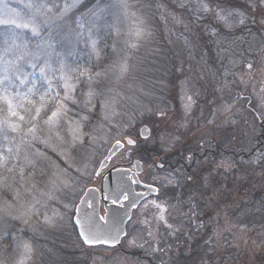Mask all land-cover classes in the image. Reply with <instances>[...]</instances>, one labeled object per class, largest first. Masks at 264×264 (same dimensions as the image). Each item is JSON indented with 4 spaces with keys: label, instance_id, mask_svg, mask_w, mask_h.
<instances>
[{
    "label": "rangeland",
    "instance_id": "374dc122",
    "mask_svg": "<svg viewBox=\"0 0 264 264\" xmlns=\"http://www.w3.org/2000/svg\"><path fill=\"white\" fill-rule=\"evenodd\" d=\"M88 1L0 0V26L11 27L22 37L21 42L11 36L14 49L9 46L0 48V78L7 69L11 80L9 98L14 105L23 104V108L17 106L15 110L25 117L24 121H20L19 117H9L20 124V132H13L10 128L1 131L7 139L20 137L11 158L23 168L24 179L18 173L17 180L21 185L18 192L25 199H19L17 205L11 206L12 217L16 221V226L11 229L13 247L7 258L0 256V264H39L38 261L50 247L53 244L56 247L59 242L67 251L75 253V264H82L80 261L84 258L89 259L90 264H154L157 254L173 252L174 249L169 250V246L164 247L169 241L173 242L172 247L181 245V249L176 247V251L180 249L187 256L189 252L198 251L195 259H187V264H202V257L205 264H213L209 254L224 258L221 264L228 262V259L225 260L228 257H235L239 262L248 260L253 264H263L259 259L264 255V226L238 223V219L233 224L228 212H217L212 217V230L206 235L207 246L201 244L198 248L192 245V236L187 237V245L182 241L178 243L183 238L180 233L186 228L181 222L184 220L178 222L181 223L179 226L173 224L171 218L175 212L172 210L176 206L167 194V189L177 183L176 176L157 169L150 161L152 159L146 158L145 150L172 151L182 155L186 151L184 137L191 133L193 136L200 135L204 130L201 125L205 122L229 127L230 134L235 132V138L229 140L227 146L242 148L246 141L243 135L238 134L245 123L257 138L254 145L257 160H264V4L258 0H249L250 6H246L245 2H236L234 8L224 7L217 12V15L227 17L226 22L219 23L220 26L208 27L199 15L194 27L184 26L182 29L179 20H182L183 14H177L163 0H158L159 9L149 0H95L87 6ZM199 1L203 0H194L197 4ZM40 5H46L51 11ZM65 5H70L67 11H64ZM183 21L187 23L185 18ZM26 24L28 26L24 27ZM199 28L204 34L210 32L216 37L203 40L196 34ZM23 31L36 40L24 38ZM137 32L141 35L137 36ZM182 32L193 35L191 49L202 55L199 62L182 65L183 60L176 57L180 51L175 50L177 45L180 44L183 50L182 46L187 44L186 39L180 38ZM206 45L211 46L209 48L213 52L207 53ZM68 53L71 61L63 56ZM208 60L210 64L206 63ZM123 62L127 64V71L121 73ZM248 64L253 67L249 69ZM42 67L45 68L44 76L40 72ZM173 68L178 71L175 77ZM82 70H87V75L79 77L76 83V77ZM96 73L100 75L90 84L88 75ZM62 74L73 77L71 82L76 83L73 95L77 103L65 101L69 110L60 117L52 132L44 121L56 106L48 103L35 121L38 139L25 136V131L32 126L31 117L35 115V108L42 103L41 97L47 101L53 94L47 91L48 82L51 81L54 90L64 95V81L60 79ZM21 80L25 83L20 84ZM90 87L103 93L100 99L115 98L114 108L102 111L93 100L95 109L90 112L88 109L92 105L87 108L84 105L85 94ZM28 102L37 104L32 114H29ZM0 103L3 110L5 108L4 118L8 115L7 104L2 100ZM189 103L191 107L186 110L185 106ZM112 111L115 114H109L105 119V115ZM194 112L195 115L192 114ZM84 116L88 119H82ZM69 122H79L80 130L85 134L82 144L77 142L73 145ZM143 125L149 128L146 138L139 135ZM56 132L58 137L53 134ZM125 137L132 138L137 144L128 145L124 142ZM222 137L212 132L208 136L214 141H220ZM93 138L95 142H91ZM44 140H48V144L43 143ZM117 140L124 142V148L110 159L108 165L120 167L128 161L124 156L125 150L132 149L134 152L135 148L142 149L132 157L134 161L142 162L141 180L156 186L158 191L144 198L132 211L119 248L102 245L81 247L72 221L75 206L86 188L99 187L102 174L109 166L100 172L97 169ZM34 143L47 150L43 152ZM48 151L54 152L56 158ZM173 178V182L169 183V179ZM243 192V187L231 190L229 203L233 206L229 209L230 213L234 206L239 205L235 199L237 201L240 195L239 200L247 199ZM152 201L164 206V220L159 219L160 209ZM100 212L103 213L102 207ZM46 217L49 219L46 220ZM174 225V230H171ZM73 229L77 239L72 236ZM25 244L30 245L31 252L25 250ZM178 257L180 253L174 252L172 264H177ZM161 258L164 262L165 258Z\"/></svg>",
    "mask_w": 264,
    "mask_h": 264
},
{
    "label": "trees",
    "instance_id": "16d2710c",
    "mask_svg": "<svg viewBox=\"0 0 264 264\" xmlns=\"http://www.w3.org/2000/svg\"><path fill=\"white\" fill-rule=\"evenodd\" d=\"M94 1L95 0H89L87 6L92 4ZM149 1L159 9L158 0ZM163 2L170 5L177 14H183L182 17L185 18L187 23L183 21V18L182 20H179L182 29L184 26L190 28L194 27L195 21L199 15H201L203 19L202 22L207 23L208 27H218L220 26L219 23H221V20L219 21L217 15L219 10H223L224 7L234 8L236 6V2L241 4L245 2L246 6H250L249 0H203L199 1L198 4L197 2L195 3L194 0H163ZM205 3L208 6V11L204 10L203 6ZM197 30H199V32L196 34L201 36L203 40L208 39L209 41L212 40L213 37H216V34L210 32H208L207 35L204 34L200 28ZM182 33L183 35L180 38L186 39L187 44L182 46V49L184 47L183 50L180 49V44L177 45V49L175 50L180 51L176 54L178 55L176 57H180L181 60H183L182 65L199 62L200 59L203 58L202 55L197 52H193L191 49L193 35L190 32ZM18 34L19 33L11 27L4 25L0 26V48L2 46H5V48L9 46L11 49H14L15 43L12 42L11 36L12 38L14 37L15 39H20L22 42V37ZM23 36L24 38L31 37H29V33L26 31H23ZM174 36L176 35L174 34ZM30 40L35 41L36 38H30ZM207 45L206 48L209 50L207 53L210 54L213 52V49L209 48L211 46L208 47ZM63 56L69 61L72 59L69 53ZM206 63L210 64L211 62L208 60ZM172 71L175 72V77V74L178 73L177 68H173ZM182 73L184 74V69H182ZM36 105L37 104L31 105L28 102V108L30 107L29 114L33 113ZM4 110L3 107L0 106V120L1 118L3 119ZM192 114L195 115L196 113L194 112ZM46 115L47 111L44 113V116ZM204 117H207V115H204ZM212 123L213 124H208V122H205L204 125H201L204 130L200 132V135L193 136L191 133L184 137L183 142L186 145V151H183L182 155H177L178 152L175 154V152L173 153L172 151L163 150H148L146 153V158L152 159L150 161H152L153 164L155 162H160L164 165V167L160 170L170 172L176 176L177 183L175 186L171 187L170 190L167 189L169 192L167 194L176 206L172 210V212H175L171 218L173 224L179 226L181 223L178 222L184 220L181 222L186 228L185 232L180 233V236L183 238L180 239L178 243L182 241V243L187 245V237L192 236L193 241L191 240V244H195L198 248L201 244L205 246L209 244L207 243L206 235L210 233V230H212V225H210V223L213 221L212 217H214L217 212H222V214L228 212L230 219H233V224H236V219H238V223H257L264 226V160H257V154L254 146L257 141L255 134L252 135L249 125L244 123L238 136L243 135L242 137L246 141V144L242 148L238 146H234L232 148L227 146L226 143H228L229 140H234L235 132L230 134L229 127L224 128V126H221L218 123ZM26 125L27 124L25 122L23 124L24 130ZM211 132L215 136L219 137H222L224 134L225 135L220 141H214L213 139L212 141L208 138ZM249 136L250 140L247 141ZM257 136L259 135L257 134ZM19 139V136L4 139L3 132L0 131V154L8 157L6 164L0 167V178H3V182H0V256L2 258H7L8 252L13 247L11 229L16 226V221L12 217L13 209L11 206L17 205L19 199H25V197L21 198V195L19 198L16 195V192L20 190L19 188H21L20 181L17 180L19 178L18 173H20L21 167L18 166L17 162L11 158V153H8L7 151V148H12L14 151ZM33 145L41 149L43 152H45L44 150H47L45 148L42 149L41 144L34 143ZM53 153L54 152L48 151V154L52 156ZM53 157L56 158L55 155ZM9 169H11V171H9ZM189 177L191 179H189ZM38 179H40V177ZM238 187H243V193H245L247 199L239 200L241 195L238 197L237 201L235 199V202L239 205L234 206L233 212L230 213L231 210L229 211V209L233 206L229 203L230 192L234 188ZM258 200L260 204H258ZM176 225H174L171 230H174ZM199 234L201 236L197 238ZM72 236H75L77 239V234L74 229L72 230ZM171 243L173 242L169 241V244H166V246L164 245V247L167 248L169 246V250L174 249L173 252L169 251L167 253L157 254V259L153 262L154 264H164L169 261L172 264L174 252L180 253L177 264H187V259H195L198 251L189 252L187 256L180 251L181 245L178 244L176 246L180 248L176 251L177 248L175 246L172 247L171 245L173 244ZM227 243L229 244L228 240ZM54 245L55 244H53L49 251L41 257L38 261L39 264L76 263L74 259L76 255L74 252L71 253L70 251H67V248L61 246L60 242L56 243V247H54ZM79 245L81 247H86V245L81 242ZM59 249L61 250L60 253L57 252ZM209 255L210 261L213 259V264L223 263L224 258H221L220 255ZM57 256L60 259H58ZM161 257H164L167 261L164 260L163 262ZM227 259L228 262L224 264H253L248 260L239 262L235 259V257H228L225 260ZM204 260L205 258L202 257V264H205ZM259 261L264 264V255L260 257ZM80 262L82 264H90L89 259L85 258Z\"/></svg>",
    "mask_w": 264,
    "mask_h": 264
},
{
    "label": "water",
    "instance_id": "95a60500",
    "mask_svg": "<svg viewBox=\"0 0 264 264\" xmlns=\"http://www.w3.org/2000/svg\"><path fill=\"white\" fill-rule=\"evenodd\" d=\"M139 135L142 138L147 137L149 128L146 125L141 126ZM128 138L130 137L124 138L125 143ZM124 142L120 141V144H117L115 141L110 146L97 172L108 166L110 159L122 149ZM141 170V161L139 160H135L131 168L109 167L104 172L98 188L95 186L86 188L75 206L72 220L83 244L121 246V240L126 235V224L132 216V211L150 193L154 194L158 191L156 186L144 184L139 180L138 175ZM134 185H140L144 189L137 191ZM153 189H157V191ZM125 196L128 199H124ZM100 200L103 201V215L100 214ZM89 234H94L101 242L86 243L85 237ZM114 237L115 239H113ZM105 240L108 242L104 243Z\"/></svg>",
    "mask_w": 264,
    "mask_h": 264
},
{
    "label": "snow or ice",
    "instance_id": "6c2138e0",
    "mask_svg": "<svg viewBox=\"0 0 264 264\" xmlns=\"http://www.w3.org/2000/svg\"><path fill=\"white\" fill-rule=\"evenodd\" d=\"M258 2L260 4H264V0H258ZM31 7V5H30ZM39 7H43L46 8L48 11H51V9L47 8L46 5H40ZM70 7V5H65V9L64 11H67L68 8ZM204 10L208 11V6L204 5ZM37 12H39V8H37ZM228 15H231V13H228ZM218 19L221 21H225L227 20V17L224 15H219L218 14ZM243 21H241L242 23ZM28 25H24V27H27ZM34 32H36V29H33ZM137 36H140L141 33L137 32L136 33ZM93 46H95V41L92 42ZM133 47H135V45H132ZM23 57H20V59H22ZM33 67H36L35 64H33ZM253 67L252 64H248V68L251 69ZM120 70L121 73H124L127 71V64L126 62L121 63L120 65ZM40 72L41 75L44 76L45 75V68H40ZM87 75V70H82L79 72V76L76 77V83L79 82V77L85 76ZM99 73H96L94 75H88V81L91 84V82H93L95 80V78L97 76H99ZM60 79L63 80V84L62 87L64 89V95L61 96L59 91H55L54 87L51 83V81L48 82V88L47 91L48 92H52L53 94L51 96L48 97V100L45 101L44 97H41V101L42 103L40 104L39 107L35 108V115L31 117V123L32 126L29 127L24 135L28 136L31 135L33 139H38L36 132H37V123L35 122L37 120V118L40 116L42 109L46 108L48 106V103H54L55 104V110L51 112V115L47 118V120L44 121V124L49 126V131L52 132V130L56 127V125L59 123V119L61 116H64L67 114L68 112V106L65 103V101H71L73 104L77 103V100L75 98V96L73 95V92L75 91L76 88V83H72V79L73 77L71 75H67V74H62L60 76ZM25 81L21 80L20 84H24ZM11 84V80L10 77L7 75V69H5V75L0 78V91L3 92V95L0 96V100H2L4 103L7 104V112L8 115L5 116L2 120H0V131H3L5 128H10L13 132H20L21 126L19 123L13 122L9 119V117H19L20 121H24L25 117L23 115H20V113H18L15 108L18 106L20 108H23V104H19V105H14L12 99L9 98L10 94L8 93V86ZM29 92H32V89H29ZM47 94V93H46ZM19 95V93H18ZM86 99L84 100V105L87 108L88 105H92L91 108H89L88 110L91 112L95 109V104H93V100H96V102L100 105V108L102 111L108 110V109H113L116 103L115 98H109V97H105L103 99H100L101 96H103V93L101 92H97L95 89L93 88H89V91L85 94ZM188 100L191 101V97H188ZM186 110L190 109L191 104H186ZM227 108V106H226ZM110 115H114V111L107 113L105 115V119H108V116ZM161 116L164 115V113H160ZM82 119L87 120L88 117L84 116ZM125 127H127V125H125ZM69 132L72 135V142L73 145H75L77 142H80L81 144L83 143V137H84V133L81 132L80 130V124L79 122H69ZM54 135H56L57 137L59 136V133H53ZM146 138V137H145ZM4 139H7V136L4 137ZM45 144H48V140H44L42 141ZM91 142H95L94 138L92 139ZM117 144H120V141L117 140L116 141ZM127 143L128 144H135L136 141L132 140L131 138L127 139ZM51 146V145H49ZM53 150L55 151V148H53ZM8 153H12L13 149L12 148H8L7 149ZM19 154V146H17V155ZM61 155H63V153H61ZM8 157L3 156L2 154H0V167L4 166V164H6ZM157 167L163 168L164 165L162 163H159L156 165ZM9 171H11V169H9ZM20 175H21V179H24V175H23V168L20 169ZM189 179H191L189 177ZM174 180L173 179H169V183H172ZM0 182H3V178H0ZM53 184H55V181H53ZM65 186H67V182H65ZM154 191H157V189H153ZM17 197L19 198L20 193L17 191L16 193ZM124 199H128L127 196L124 197ZM156 208L160 209V220H164V215L163 212L165 211V208L163 205L156 203L155 201L151 202ZM10 207V205H9ZM46 220H48L49 218H45ZM145 223L147 224L148 222L145 221ZM169 227H171V225H169ZM149 235H151V233H149ZM115 239V237L113 238ZM85 242L86 243H99L101 242L94 234H89L85 237ZM104 243H107L108 241H103ZM134 243V241H133ZM24 248L27 252H31V247L28 244L24 245Z\"/></svg>",
    "mask_w": 264,
    "mask_h": 264
},
{
    "label": "flooded vegetation",
    "instance_id": "af4514ba",
    "mask_svg": "<svg viewBox=\"0 0 264 264\" xmlns=\"http://www.w3.org/2000/svg\"><path fill=\"white\" fill-rule=\"evenodd\" d=\"M137 143H135L134 145H131V146H135ZM124 148V146L122 147V149ZM121 149V150H122ZM135 149H137V150H135L134 152H133V150L132 149H127V150H125L124 151V156L126 157V158H128V161L127 162H125V163H122V164H120V166L121 167H127V168H131V166L133 165V163H134V157H132L133 156V154H136L135 152H137V153H139V152H141L142 151V149H138V148H135ZM121 150H119L118 152H120ZM117 152V153H118ZM145 152L147 153L148 151L147 150H145ZM142 163V162H141ZM160 162H155V166L157 165V164H159ZM109 167H110V165H108ZM113 166V165H112ZM141 168H142V165H141ZM156 168L158 169H161L160 167H157L156 166ZM108 169V168H107ZM106 171V170H105ZM103 175V174H102ZM143 175V168H142V170H141V172L139 173V175H138V178H139V180L142 182V183H144V184H149V183H147V182H144L143 180H141V178H140V176H142ZM102 177V176H101ZM100 185V184H99ZM134 188H135V190H137V191H142L143 190V187L142 186H140V185H134ZM150 196H152V193H150L145 199H147V198H149ZM144 199V200H145ZM102 207V209H103V201L102 200H100V208ZM100 214H101V212H100ZM104 214V210H103V213L101 214V215H103Z\"/></svg>",
    "mask_w": 264,
    "mask_h": 264
}]
</instances>
